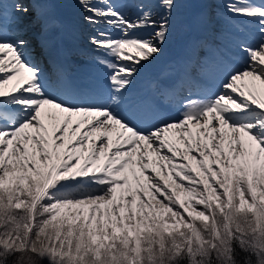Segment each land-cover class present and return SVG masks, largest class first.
<instances>
[{
  "label": "snow or ice",
  "instance_id": "6c2138e0",
  "mask_svg": "<svg viewBox=\"0 0 264 264\" xmlns=\"http://www.w3.org/2000/svg\"><path fill=\"white\" fill-rule=\"evenodd\" d=\"M68 2L0 0V264H264V0Z\"/></svg>",
  "mask_w": 264,
  "mask_h": 264
},
{
  "label": "rangeland",
  "instance_id": "374dc122",
  "mask_svg": "<svg viewBox=\"0 0 264 264\" xmlns=\"http://www.w3.org/2000/svg\"><path fill=\"white\" fill-rule=\"evenodd\" d=\"M180 11L184 12L186 11V9L181 7ZM60 12L65 18H69V17L76 18L79 16V8L77 7L75 0H69L68 3L62 5V7L60 8ZM85 25L87 24H84V26ZM81 28L82 26L79 29V37H80ZM88 40H89V37L86 39V41L82 42V45H81L82 48H85V49L92 48V45L88 43ZM162 47H163V55L156 61L157 65L154 66V69H153L155 73L159 71L162 65L167 64L168 62H170V60H174L175 58L181 55L182 49H183V37L174 32L172 35L169 36L168 41ZM171 47H174L175 51L172 52L171 50H169ZM156 62H154L153 64H155ZM146 69H147L146 67L142 69L141 77L138 78L137 87H142L146 84L142 80L143 72Z\"/></svg>",
  "mask_w": 264,
  "mask_h": 264
},
{
  "label": "bare ground",
  "instance_id": "6f19581e",
  "mask_svg": "<svg viewBox=\"0 0 264 264\" xmlns=\"http://www.w3.org/2000/svg\"><path fill=\"white\" fill-rule=\"evenodd\" d=\"M92 34L91 26L89 25H82L81 32H80V37L81 41H86V39ZM157 65V62L155 64L151 65H146L145 67L147 68L143 73L146 78V80H150L156 73L154 72V66ZM151 68V69H150Z\"/></svg>",
  "mask_w": 264,
  "mask_h": 264
}]
</instances>
